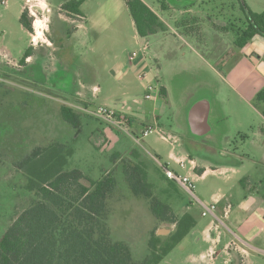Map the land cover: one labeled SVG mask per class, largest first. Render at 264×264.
Wrapping results in <instances>:
<instances>
[{
	"label": "rangeland",
	"instance_id": "1",
	"mask_svg": "<svg viewBox=\"0 0 264 264\" xmlns=\"http://www.w3.org/2000/svg\"><path fill=\"white\" fill-rule=\"evenodd\" d=\"M49 1L25 2V11L32 19L33 27L35 20L40 19L45 29L27 65H22L21 60L30 48L31 39L22 31L19 9L7 13L5 6L0 4V237L36 198L25 189V177L15 163L35 147L52 142L71 146L75 150L71 168L81 170L92 180L100 179L115 168L112 162L115 153L120 152L123 158H127L132 150H138L150 163L149 177L157 185V195L161 196L162 188H171V185L161 178L162 169L158 162L170 163V168L178 175H187L190 169L188 165L183 170L170 160V153L177 154L179 148L162 137L174 136L178 143L183 142L182 149L188 150L189 144L185 143H189L187 138L191 139V136L187 111L191 105L205 99L214 106L211 118L213 135L232 138L230 149L244 157L249 171H257L254 162L259 155L252 143L254 134L264 123L259 105L240 102L225 88L210 65L215 64L214 61L201 59L195 50L179 41L180 29L177 30L175 23L172 33L176 37L169 35L160 40L161 34L142 40L137 38L125 0H90L83 7L84 12L102 16L104 23L90 29L87 38L75 42L67 36L60 37L58 28L60 22L70 21L71 15L62 8H52ZM240 1L254 10L264 9V0H199L195 3L199 16L206 23L213 20L220 26L219 32H230L228 39L225 38L227 46L234 43V18L242 16ZM167 2L177 4L175 0ZM254 2L258 6H254ZM154 3L160 8V2L154 0ZM202 22L198 23L204 26ZM188 30L198 33L203 50L210 51V47L215 46L210 44L213 36L201 35L205 29L193 27ZM33 35H36L35 27ZM146 44L149 49L144 52ZM134 53L139 56L131 62ZM154 55L161 69L157 67ZM2 72L10 78L4 77ZM152 83L166 87V99L160 92L147 99V90ZM83 89L93 97L86 108L83 100L87 94L82 92ZM78 90L81 97L76 95ZM63 105L88 115L82 131L76 132L61 120ZM99 106L122 112L135 119L137 124L123 132L91 114ZM95 119L104 125L100 127ZM149 125H154L155 131L144 138L142 133ZM209 182L199 181L196 188L197 197L206 205H211L213 191ZM173 183L178 189L177 192L173 188L169 190L174 197L170 204L179 216L191 213L197 225L160 264H208L200 260L201 254L210 246L204 229L213 220L218 226L214 236H222L226 243L233 237L228 228L230 222L224 218L220 222L212 216L203 217L201 204ZM84 184L89 186L86 180ZM168 197L161 198L168 201ZM109 225L113 238L128 244L137 262H142L148 254L151 232L168 236L175 229L174 225L158 222L150 211L149 202L132 196L125 183L120 184L112 200ZM161 230L168 232L158 234ZM222 248L220 246L213 254L217 259L212 264H264V255L254 254L241 263L236 251L227 255Z\"/></svg>",
	"mask_w": 264,
	"mask_h": 264
},
{
	"label": "trees",
	"instance_id": "2",
	"mask_svg": "<svg viewBox=\"0 0 264 264\" xmlns=\"http://www.w3.org/2000/svg\"><path fill=\"white\" fill-rule=\"evenodd\" d=\"M85 1H67L62 10L82 15L81 6ZM125 2L140 38L147 39L167 30L143 0ZM240 9L243 17L233 31L237 49L246 47L255 36L264 37V12L255 13L241 1ZM20 23L34 34L27 11L22 14ZM34 52L31 46L21 60L22 65H27ZM160 95L166 99L165 88H161ZM256 102L259 106L264 104V89L257 94ZM84 106L86 108L87 104ZM262 113L264 115V111ZM60 117L76 132L82 131L88 120L86 113L69 105L61 106ZM125 119L130 127L137 124L133 118ZM95 121L100 127L104 125L98 119ZM190 136L196 138L191 132ZM188 150L193 157V148L188 146ZM210 150L201 148L202 154ZM74 154L71 146L56 141L35 147L15 163L25 177V189L36 198L0 237V264H160L196 227L197 221L191 213L179 216L170 204L174 197L169 190L173 188L177 192L178 188L163 171L161 178L169 181L171 188H162V195H157V185L149 177L150 163L138 150H132L127 158L120 152L112 155L115 168L97 180L71 168ZM214 158L221 165H237L232 157L218 155ZM121 183H125L132 196L149 202L150 211L158 222L175 226L168 236H159L156 231L150 233L148 254L142 262L134 259L128 244L113 238L109 225L112 200ZM164 195L169 196L168 201H163Z\"/></svg>",
	"mask_w": 264,
	"mask_h": 264
},
{
	"label": "crops",
	"instance_id": "3",
	"mask_svg": "<svg viewBox=\"0 0 264 264\" xmlns=\"http://www.w3.org/2000/svg\"><path fill=\"white\" fill-rule=\"evenodd\" d=\"M1 1L2 0H0V4L3 5ZM6 1L7 5L3 6H5V11L7 13L12 10L18 11L19 9L18 12L20 16H22L26 9L25 2L27 0ZM67 1L70 0H50L49 2L52 8H62V5ZM89 1L90 0H86L82 4V15L75 16L71 15V13H66L71 15L69 17H72V19H70L71 22L68 21V19H66V21L61 20L62 22H60L58 27L60 30V37L67 36V38L71 39V41L73 40L78 42L87 38L90 29L98 28L102 25V23H104L103 20L105 19L102 18V16L98 15L97 17L96 15H90L84 12L83 7ZM143 1L159 16L167 28L165 32H160L153 36L163 34L160 40L167 38L169 35L176 37V34L172 33L173 24L175 23L177 30L180 29V32L178 33L180 38L179 41H182L184 45L190 46L193 50H195L201 59L214 61L215 64L210 63V65L213 71H215L225 84V88L227 87L234 96L238 97L240 102H244L246 104L255 103V105H259L256 102V96L264 89V37L259 35L255 36L246 47L243 49H237L234 46V43L229 46L225 43V38L228 39L230 32H219L220 26L214 24L213 20L206 23L204 18L199 16V11L196 10L195 5V3H198L199 0H175L177 1V4L168 3L167 0H157V2H160L161 4L160 8L157 6V3H154V0ZM253 5L258 6L256 2H254ZM248 7L255 13L264 12V9L263 11H257L252 9L249 5ZM100 13H102V11ZM242 17L243 15L238 17L236 16L232 26H239L240 19ZM198 22H202V24L204 23V26L200 25ZM133 25L135 27L134 21ZM34 27L36 29V35L31 34L23 26L22 31L25 35L30 37V47L32 46L35 50L38 43L37 40L42 38L43 31L45 32V29L42 28V20L40 19L35 20ZM193 27H196V29L197 27L205 29V32H202L201 34L202 36H213L210 44L213 43L215 46L210 47V51L205 49L204 51L202 49L197 32L195 33V31L191 32L188 30L191 28L193 29ZM61 29L66 30L67 33ZM69 29L72 31H68ZM206 29L212 31L207 32ZM137 38H140L138 33ZM146 42L149 43L148 40H146ZM153 58L157 67L161 69L162 66L159 63V60L155 57V55ZM159 86L165 88L167 97L168 92L166 87L161 85ZM82 92L86 93L85 89H83ZM80 94L81 91L78 90L76 95L81 97ZM86 94L87 95L84 100H82L85 104L88 103L87 105H89L91 104L93 97L91 98L89 93ZM195 104L191 105L187 111V122L189 132L191 133L189 112ZM260 105L259 109H257L264 121V115L262 113L264 111V104ZM261 107L263 109H261ZM207 113L208 123L210 125L208 133L200 137L195 136L192 133V135L196 138H187L189 143H185L189 144L187 146H190V148H193V157H191L192 153H190L189 150L185 151L182 149L183 142L180 141L177 143L179 148V152L177 153L178 155L174 152L170 153V160L176 165L178 164L175 162V159L181 157L194 162V165L189 166L190 169L188 174L182 176H189L195 180L196 183L199 181L201 183H206L208 181L213 182H209V184L213 186V191L210 194V201L211 204L218 202V205L216 217H212L220 222H222L221 218L230 222L231 227L229 226L228 228L233 237L226 243L223 242L222 236H214L213 232L218 230V226L213 220L207 225L203 233L205 234L206 242L210 243V246L206 252L201 254L200 260L209 262L208 264L214 263L217 258H214L213 254L220 248V246H223L222 251H224L227 255H230L231 251H236L238 255H240L239 257L241 258H239V260L241 259L240 261L242 263V260L250 258L254 254L264 255V123L259 129V132L254 134L255 139L252 143V147L256 150V154L259 155L258 159L254 162L255 169L257 170L254 173L246 168L244 157L238 155L236 151L230 149V142L232 138L227 137L226 135H213L214 130L211 118L214 113V106L211 101H209V106L201 105L197 109V115L199 117H202ZM218 121H220V119H218ZM222 143H224V145ZM205 147L211 150L208 151L209 153L202 154L201 148L203 149ZM218 155L222 158L232 157L236 159L237 165H221L222 163L220 161H216V158H214V156ZM166 165L170 167V163ZM199 170L203 173H200ZM174 172L177 173L176 171ZM243 174L244 176L239 179V176ZM200 201L203 204H207L203 200ZM231 259H234L232 255Z\"/></svg>",
	"mask_w": 264,
	"mask_h": 264
},
{
	"label": "built area",
	"instance_id": "4",
	"mask_svg": "<svg viewBox=\"0 0 264 264\" xmlns=\"http://www.w3.org/2000/svg\"><path fill=\"white\" fill-rule=\"evenodd\" d=\"M3 5H7V1L6 0H2L1 1ZM149 49L148 44L144 45L143 47V51L146 52ZM138 53H134L131 56V61H135V59L138 57ZM145 77V76H143ZM153 86H149L148 90H147V99H152L153 98V94L155 93L156 95H159L160 92V86L156 83V84H152ZM92 115H94L95 117L104 120L106 123L110 124L113 127L118 128L119 130L123 131V132H128V130H130V126L127 125L126 123V115H124L122 112L119 113V111L114 110L113 108L107 107V106H99L96 108V110H94L93 112H91ZM155 131V126L154 125H149L145 128L144 132L142 133V137L146 138L149 137L153 132ZM163 140H165L166 142L170 143L173 147H175V145L178 143V140L176 139V137L174 136H165L162 137ZM171 139H174V141L172 142ZM158 159V158H157ZM175 162L180 166V168L182 169H186L187 166H192L194 165L193 161L188 160L187 158L181 157V158H176ZM160 163V164H159ZM158 164L160 165L163 173L165 174V176L175 182L185 193H188L189 195H191L192 197H194L202 206L203 208V216H214L216 217V211H217V205L218 202H215L211 205H206L203 204L197 197L196 195V188H197V183L195 182V180H193L191 177L189 176H182V175H178L177 173H175L168 165H164L161 162H158Z\"/></svg>",
	"mask_w": 264,
	"mask_h": 264
},
{
	"label": "water",
	"instance_id": "5",
	"mask_svg": "<svg viewBox=\"0 0 264 264\" xmlns=\"http://www.w3.org/2000/svg\"><path fill=\"white\" fill-rule=\"evenodd\" d=\"M201 105L209 106V101L203 100L198 102L193 106V108L189 112V123H190L191 131L195 136H199V137L207 134L208 131L210 130V125L208 123V113L202 117H199L197 115V109ZM162 232L165 233L168 232V230H161L158 234Z\"/></svg>",
	"mask_w": 264,
	"mask_h": 264
},
{
	"label": "flooded vegetation",
	"instance_id": "6",
	"mask_svg": "<svg viewBox=\"0 0 264 264\" xmlns=\"http://www.w3.org/2000/svg\"><path fill=\"white\" fill-rule=\"evenodd\" d=\"M232 261H233V259H232Z\"/></svg>",
	"mask_w": 264,
	"mask_h": 264
}]
</instances>
